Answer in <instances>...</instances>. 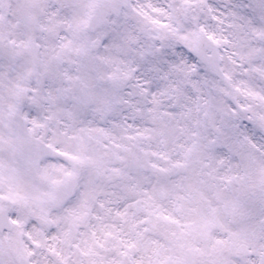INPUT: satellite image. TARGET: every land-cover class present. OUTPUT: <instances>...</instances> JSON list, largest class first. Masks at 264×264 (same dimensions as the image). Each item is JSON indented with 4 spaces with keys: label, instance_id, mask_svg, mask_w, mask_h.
I'll use <instances>...</instances> for the list:
<instances>
[{
    "label": "snow or ice",
    "instance_id": "6c2138e0",
    "mask_svg": "<svg viewBox=\"0 0 264 264\" xmlns=\"http://www.w3.org/2000/svg\"><path fill=\"white\" fill-rule=\"evenodd\" d=\"M0 264H264V0H0Z\"/></svg>",
    "mask_w": 264,
    "mask_h": 264
}]
</instances>
